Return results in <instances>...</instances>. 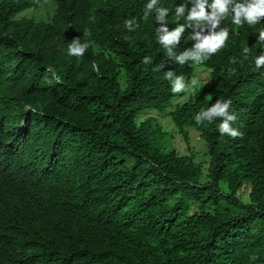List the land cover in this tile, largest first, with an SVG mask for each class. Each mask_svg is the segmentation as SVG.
<instances>
[{"label": "trees", "instance_id": "1", "mask_svg": "<svg viewBox=\"0 0 264 264\" xmlns=\"http://www.w3.org/2000/svg\"><path fill=\"white\" fill-rule=\"evenodd\" d=\"M41 1L0 0V264H264V21L237 26L229 12L225 46L180 66L155 12L143 19L148 0H48V19L18 16ZM187 2L160 0L170 29L187 25L175 15ZM76 37L82 57L68 55ZM167 71L201 85L169 112L186 142L189 128L205 141L206 167L159 148L156 118L137 120L173 105ZM217 99L241 137L196 123Z\"/></svg>", "mask_w": 264, "mask_h": 264}, {"label": "clouds", "instance_id": "2", "mask_svg": "<svg viewBox=\"0 0 264 264\" xmlns=\"http://www.w3.org/2000/svg\"><path fill=\"white\" fill-rule=\"evenodd\" d=\"M189 3H191V8L188 7ZM153 12L159 24L156 28L158 42L163 46L168 57H174L180 66H184L185 62L203 63L225 46L229 32L221 28L220 24L229 12L232 14L233 24L237 26H242L245 22L249 26H255L264 21V0H211V2L209 0H188L187 4L183 3L175 8L176 17L186 19L187 25L178 24L173 29L168 27V9L161 6L160 0H148L144 7L143 19L147 20ZM124 27L128 31H134L139 27V22L131 18L126 19ZM186 27L199 29L189 36V39L195 40L196 43L177 55L173 46L180 42ZM257 41L264 44V29L259 31ZM88 48L89 43H81L80 37H76L68 45V55L82 57ZM249 52L248 47L243 49L245 59ZM230 62L235 64L237 60L232 58ZM145 63H149L147 58H145ZM254 63L257 69L264 67V54L258 55ZM93 68L97 69V65L94 64ZM155 70H159V67ZM164 78L170 82L171 91L174 94L187 92L189 87L196 84L195 79L191 80L190 84L186 83L184 77L176 75L174 71L165 72ZM230 106V100L217 99L210 107L201 109L196 114L195 121L197 124H202L205 121L211 123L219 119L222 121L218 128L221 135H227L233 139L241 137L243 134L239 129L232 126L236 116L230 113Z\"/></svg>", "mask_w": 264, "mask_h": 264}, {"label": "rangeland", "instance_id": "3", "mask_svg": "<svg viewBox=\"0 0 264 264\" xmlns=\"http://www.w3.org/2000/svg\"><path fill=\"white\" fill-rule=\"evenodd\" d=\"M53 5L48 0H42L36 7L23 10L18 16L34 17L35 19H48L49 14L52 13ZM206 77L204 71H200L198 80L204 81ZM121 84L124 85V74H121ZM186 82V81H185ZM187 83V82H186ZM190 84V83H189ZM200 84L196 80L194 86L189 87L187 92L176 94L172 100L173 105L164 111H158L156 109H146L137 115V120L142 121L148 116H153L160 124L164 135H157L155 138L156 145L162 150H175L179 154H192L194 159L201 162L204 167L207 166L206 143L199 136V134L192 128L188 129V142H186L181 134L178 133L177 128L170 116L169 110L173 109L176 104H180L186 101H191L200 91Z\"/></svg>", "mask_w": 264, "mask_h": 264}]
</instances>
